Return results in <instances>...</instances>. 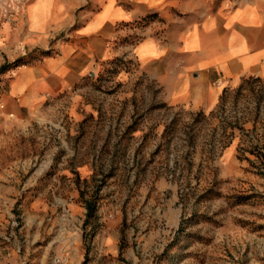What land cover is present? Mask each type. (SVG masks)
Returning a JSON list of instances; mask_svg holds the SVG:
<instances>
[{
	"label": "rangeland",
	"instance_id": "374dc122",
	"mask_svg": "<svg viewBox=\"0 0 264 264\" xmlns=\"http://www.w3.org/2000/svg\"><path fill=\"white\" fill-rule=\"evenodd\" d=\"M29 1L0 0V264H264V78L195 109L125 54L27 117Z\"/></svg>",
	"mask_w": 264,
	"mask_h": 264
},
{
	"label": "crops",
	"instance_id": "0c3cea01",
	"mask_svg": "<svg viewBox=\"0 0 264 264\" xmlns=\"http://www.w3.org/2000/svg\"><path fill=\"white\" fill-rule=\"evenodd\" d=\"M25 17L19 55L37 58L8 81L6 101L27 117L125 54L168 101L195 109L213 108L244 78H264V0H31Z\"/></svg>",
	"mask_w": 264,
	"mask_h": 264
},
{
	"label": "trees",
	"instance_id": "16d2710c",
	"mask_svg": "<svg viewBox=\"0 0 264 264\" xmlns=\"http://www.w3.org/2000/svg\"><path fill=\"white\" fill-rule=\"evenodd\" d=\"M221 99V97H220ZM86 207L88 209V212L91 213L95 209L94 201H87Z\"/></svg>",
	"mask_w": 264,
	"mask_h": 264
}]
</instances>
